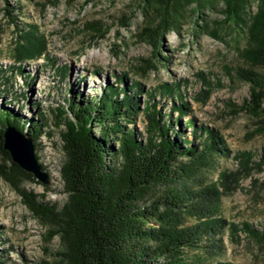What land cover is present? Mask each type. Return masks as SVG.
<instances>
[{
    "label": "trees",
    "instance_id": "obj_1",
    "mask_svg": "<svg viewBox=\"0 0 264 264\" xmlns=\"http://www.w3.org/2000/svg\"><path fill=\"white\" fill-rule=\"evenodd\" d=\"M0 1L6 21L17 33L13 55L16 66L12 70L31 79L24 73V62L47 58L46 38L35 26L22 23L19 27L15 13L19 7L10 6L8 0ZM41 1L53 5L58 0ZM204 1L137 0V7L151 18V24L140 35L152 47L150 57L141 59L143 74L155 68L159 44L185 7L192 5L190 10L196 14L204 8ZM222 1L225 15L244 29L248 0ZM259 1L260 10L248 26L247 44L239 51L245 64L233 70L249 85V97L236 110L257 117L264 113V0ZM84 28L93 31L94 38H102L107 32L99 21H89ZM54 68L65 77L66 67ZM200 79L208 84L204 77ZM204 88L207 99L210 91ZM142 91L140 82L127 85L124 76H118L95 99L82 101L68 96L64 104L54 107L55 126L62 127L63 161L59 172L66 199L61 206L23 187L24 183L39 182L13 162L3 148L7 126L25 133L33 146L45 133L42 126L46 118L38 104L29 103L39 112L29 120L9 106L0 105V177L19 193L35 217L49 226L52 236H58L65 264H232L214 259L223 249L224 231L236 233L238 228L220 214L221 196L233 186L228 183L222 191L218 184H223L231 172L221 170L215 184L193 186L203 170L213 169L218 158L228 156L230 150L217 130L195 123L179 83L157 85L148 91L149 97L143 103ZM164 99L167 102L161 106ZM140 113L146 120L144 139L128 127ZM186 116L190 117L181 122ZM187 128L191 129V138L185 134ZM234 157L241 166L234 177L236 182L264 168V147L256 161L248 152ZM241 228L255 235L252 225L244 223ZM0 264H6L1 255Z\"/></svg>",
    "mask_w": 264,
    "mask_h": 264
},
{
    "label": "rangeland",
    "instance_id": "obj_2",
    "mask_svg": "<svg viewBox=\"0 0 264 264\" xmlns=\"http://www.w3.org/2000/svg\"><path fill=\"white\" fill-rule=\"evenodd\" d=\"M8 2L19 7L15 12L19 27H23L22 23L35 26L47 41V58L24 62V73L30 74L31 79L12 70L16 66L13 55L17 33L6 21L0 1V105L9 106L29 120L39 113L29 106L36 102L46 118L42 126L45 133L35 140L34 151L48 182L24 183L23 187L44 194L45 201L59 206L66 199L59 172L63 161L62 127L55 126L53 112L54 107L64 104L65 98L95 99L104 86L124 76L127 85L140 82L143 103L149 97L148 91L176 81L190 103L195 123L217 130L230 150L228 156L219 157L215 167L203 170L193 183L196 187L215 184L221 170L231 172L223 184H218L222 191L228 183L233 186L221 196L220 214L238 228L236 233L224 231L223 249L214 259L232 264H264V168L243 175L237 182L234 178L241 167L234 155L248 152L256 161L264 147V113L257 117L236 110L249 97V85L233 71L245 64L239 51L247 44L248 26L260 10V1H247L244 29L225 15L222 0H205L204 8L196 14L190 10L192 5L185 7L159 44L155 68L146 74L141 72L145 69L141 59L150 57L152 47L140 35L151 24V18L144 16L137 0H58L53 5L41 0ZM89 21L105 26V36L94 38V32L84 28ZM54 65L66 67L64 78ZM201 76L208 80L207 85L201 83ZM204 87L210 91L207 99ZM166 102L161 100L160 105ZM176 115L174 112L173 118ZM145 123L140 113L128 127L144 139ZM93 130L97 132V128ZM190 133L187 128L185 134L189 138ZM244 223L256 229L254 236L241 228ZM60 245L58 236H52L49 226L37 219L19 193L0 177V255L6 264H65Z\"/></svg>",
    "mask_w": 264,
    "mask_h": 264
},
{
    "label": "water",
    "instance_id": "obj_3",
    "mask_svg": "<svg viewBox=\"0 0 264 264\" xmlns=\"http://www.w3.org/2000/svg\"><path fill=\"white\" fill-rule=\"evenodd\" d=\"M3 148L9 152L11 160L24 171L31 173L43 184L48 182V175L42 171L32 141L25 133L7 126L3 132Z\"/></svg>",
    "mask_w": 264,
    "mask_h": 264
}]
</instances>
